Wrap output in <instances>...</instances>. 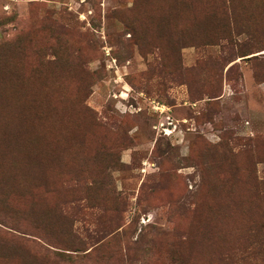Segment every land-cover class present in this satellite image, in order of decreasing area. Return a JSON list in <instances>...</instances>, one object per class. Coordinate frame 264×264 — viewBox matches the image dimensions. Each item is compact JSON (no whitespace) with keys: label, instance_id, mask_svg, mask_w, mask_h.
Returning <instances> with one entry per match:
<instances>
[{"label":"rangeland","instance_id":"obj_1","mask_svg":"<svg viewBox=\"0 0 264 264\" xmlns=\"http://www.w3.org/2000/svg\"><path fill=\"white\" fill-rule=\"evenodd\" d=\"M0 264H264V0H0Z\"/></svg>","mask_w":264,"mask_h":264}]
</instances>
